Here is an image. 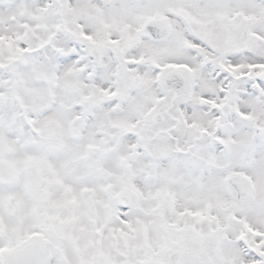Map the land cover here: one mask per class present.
Listing matches in <instances>:
<instances>
[{"label":"snow or ice","instance_id":"obj_1","mask_svg":"<svg viewBox=\"0 0 264 264\" xmlns=\"http://www.w3.org/2000/svg\"><path fill=\"white\" fill-rule=\"evenodd\" d=\"M0 264H264V0H0Z\"/></svg>","mask_w":264,"mask_h":264}]
</instances>
